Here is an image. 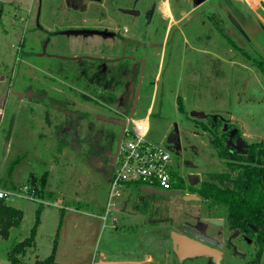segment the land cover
<instances>
[{"label":"rangeland","instance_id":"obj_1","mask_svg":"<svg viewBox=\"0 0 264 264\" xmlns=\"http://www.w3.org/2000/svg\"><path fill=\"white\" fill-rule=\"evenodd\" d=\"M155 2L81 0L87 8L80 12L72 9L74 0H0V102L2 98L4 101L0 107V190L13 192L5 202L22 211L19 227L7 239L0 238V264H11L7 253L14 242L29 236L40 204L35 244L21 258V264L46 258L54 243L56 248L68 207L101 217L106 209L111 169L94 156L89 143L102 131H117L113 123L100 117L117 119L121 108L118 104L99 106L81 99L80 94L87 90L81 84L83 77L74 59L108 56L113 59L119 55V43L112 37L61 32L109 28L115 31L118 26L121 31L137 32L144 27L143 17L118 9L144 11ZM216 6L214 20L227 39L205 22L202 15L192 17V26L189 22L184 27L190 33V44L169 49L161 59L152 114L157 113L161 102L163 118L159 115L149 118L150 137L155 142H166L168 130V133L177 131L178 143L172 144L170 150L180 168L186 162L181 174L185 178L189 176L194 185L225 169L202 127L208 124L209 116H219L230 129L236 128L243 144H264V73L255 65L264 63V0H217ZM229 24L232 28H228ZM47 31L56 34L48 36ZM148 54L135 52L136 56L145 58ZM158 59L156 55L155 62L147 63L144 68L132 119L141 118L146 112ZM13 92L21 93L22 97H16ZM49 96L66 99L68 113L51 106ZM178 98L183 114L177 109ZM192 111L202 112L204 116L195 117ZM11 118V133L6 140ZM61 138L68 143L61 144ZM225 143L235 145L234 140L227 138ZM59 144L62 149L58 154ZM29 189L37 192L31 199L27 197ZM139 197L130 189L122 191L105 222L100 219L96 250L103 246L113 222L120 229L116 243H111L118 247L116 253L157 251L163 234L167 240L168 264H214L207 257L178 261L169 238V232L176 229L171 223H159L158 227L142 225L145 216L131 209V203ZM148 205L157 207L152 200ZM177 205H182V210L196 221L217 216L220 218L216 219L224 220L218 209H210L201 200L181 203L173 199L168 215L172 216ZM182 220L178 219L177 223ZM82 221L88 220L82 216ZM204 233L217 242H225L230 234L225 224L209 223L204 224ZM232 242L244 258L224 249L219 264H264V252L256 260L258 249L254 242L247 244L239 239Z\"/></svg>","mask_w":264,"mask_h":264},{"label":"trees","instance_id":"obj_2","mask_svg":"<svg viewBox=\"0 0 264 264\" xmlns=\"http://www.w3.org/2000/svg\"><path fill=\"white\" fill-rule=\"evenodd\" d=\"M48 36L56 32H46ZM79 66L80 75L83 77V88L87 90L80 94L84 101H91L99 106L119 105L125 109L122 113L127 116L130 104L127 102L128 92L125 90L127 80H135L138 73V66L130 60L107 61L102 58H75ZM256 67L264 73V63L256 62ZM77 83V82H76ZM77 84H80L77 83ZM122 97H125L122 101ZM51 106H55L57 111H68V101L64 98H47ZM161 107L159 103L158 109ZM178 112L183 114L184 109L181 100H177ZM159 113L151 114V116ZM221 117H209L208 124L215 127L202 125L204 130L210 132V141L216 149L218 157L223 160L225 169L220 173H214L209 180L199 183L185 184L177 172L175 178V188L184 192L197 195L201 201L207 204L210 209H218L224 219L228 230L250 231V225L260 228L257 236L258 253L256 260H259L264 252V144L262 142H252L247 145L245 153H239L225 145L227 134L216 131L222 127ZM12 118L7 130L6 140L11 133ZM229 127V125H228ZM97 141V139H96ZM60 143L66 145L68 141L60 139ZM92 146V143H90ZM62 145L59 144L56 151L61 153ZM91 149V147H90ZM141 184L127 185L124 190H132L139 194V200L131 203L132 211L139 212L145 216L144 223L157 225L159 223H171V217L164 212L160 214V208L149 206V201L153 195L142 191ZM28 193L35 195L36 189H29ZM127 200L124 201V203ZM41 204L35 214V223L30 230L28 237L21 241L14 242L7 253V259L11 264H21L28 249L34 247L36 224L38 222ZM62 213V212H61ZM22 211L0 199V238L7 239L12 230L19 227ZM160 217H164L161 220ZM216 218H220L217 216ZM55 243L51 253L42 260H35L31 264H63L54 259Z\"/></svg>","mask_w":264,"mask_h":264},{"label":"flooded vegetation","instance_id":"obj_3","mask_svg":"<svg viewBox=\"0 0 264 264\" xmlns=\"http://www.w3.org/2000/svg\"><path fill=\"white\" fill-rule=\"evenodd\" d=\"M212 2H213V0H189V4L191 5V8H192V11H190L191 15L187 20H184L180 24V26L183 29H185L184 27L187 24H189V22L192 21V19H193L192 17L195 18V15H202V17H204L206 19V21L211 23L214 26V28H216L217 31L223 37H225L227 39L226 33L221 31L220 25L217 24V22L214 20L216 10H218L217 6L214 7V5L217 4V0L216 1L214 0V3H212ZM198 8H200L199 12L195 13L194 10H196ZM118 10H119V12H122V9H118ZM131 10H135L138 13L137 14H128V15L136 16V17H139V16L143 17V20L145 21L143 29H141L137 32L131 31L129 29H125V30L121 31L119 26H118V27H116L115 31L110 30V28L105 30L107 32L112 33L111 36H107V37L115 38L117 40V42L119 43L120 50L118 51L119 55L113 59H112V57H109V56L106 58H102V59H105L107 61L127 59V60H130L133 64L138 66L137 77L135 78V80H132V81L127 80L125 82L126 84L124 87L126 92H128L127 102L130 104V109L132 107V103H133L135 96L137 95V99H138L139 92L142 89L141 84L143 83V73H144V68L146 67V64L147 63H154L155 62V56L159 55L160 51H165V54H166V52L169 49L172 50L173 47L187 46L188 45L183 37L179 36L178 38H176L178 32L180 31L179 27H172L170 30L167 31L166 28L168 26V23L172 20H170L168 17L164 16V14L162 12L157 11L155 4H153L149 9L147 8L144 11H140L137 9H131ZM125 14H127V13H125ZM217 20H218V23L221 22L219 18ZM228 28H232V26L229 24ZM136 51H144V52H148L149 54L146 56V58L145 57H139V56L135 55ZM165 54H164V56H165ZM158 61H159V59H158ZM153 81H154V77H153ZM151 91H153V86H152ZM124 98L125 97H122V101L124 100ZM137 99H136V105L134 108V112L136 111L135 109L137 106ZM124 109H125V107L123 106V109H121V111L119 113L121 116H119L117 119H114L115 122H114V120L109 121L117 127V131H115V130L102 131L99 134H97V137H96L97 141H96V139H94L93 141L90 142V143H92L91 148H94V151H93L94 156L97 158H100L102 160V163H105L107 166H109L110 169H112L118 148H119V146L122 142V138H123V131H124V128L126 125V120H125L126 116L122 113V111ZM130 109H129V111H130ZM65 112L68 113V111H65ZM209 117L212 118L213 116H209ZM209 117H208V120H209ZM120 121L124 122V128L122 126V122H120ZM225 124L226 123H224V120H223L222 127L218 126V128H216L215 130L218 131V133H220V132L226 133L227 134V140H234L235 141L236 138L239 137L238 132H236V134L233 137H230V131L232 129H236V128L230 129L228 127V124H226V127L224 128ZM206 126L207 127L211 126V128L215 127L214 124H210V125L206 124ZM204 131L208 132L207 130H204ZM207 134H208V138H209V143L211 144V141H210V135L211 134H210V132H208ZM177 143H178V138L175 141H173V143L165 142L164 144H165L166 148L169 150V152L171 153L173 161L176 165L177 175L181 179H183V181L186 185L187 184L194 185L189 176L187 178H185L184 175L181 174V170L186 168V162H185V164L182 163L183 167H181L182 168L181 169L179 162L176 161L177 157L172 155L170 147L172 144H174L176 146ZM225 145L228 147H231L232 149L237 151L235 149V145H234V147L231 145H227V143H225ZM247 145H245V146H243V148H241L244 152H239V153H245ZM211 146L216 153V149L213 147L212 144H211ZM216 156L218 157L217 153H216ZM142 188H145V187H142ZM154 190H156L157 193H149V194L154 196L152 198V202H154V203L156 202L157 207L160 208V211H161L160 214L161 215L164 214V212H166L168 214L169 204L172 202L173 199H177V200L181 201V203H182V202H186L183 199V196L192 195V194H190L188 192H184L180 189H176V190L170 191V192H165V191H161L158 189H154ZM166 193H174V195L173 196H167ZM199 200H200V198H199ZM179 207H181L180 210H178ZM182 209H183L182 205H177L176 210L173 212L172 216L169 215L171 217V225L176 230H178L179 232H183V233H186L185 229H188L187 233L190 231H197V230H195V226H198L199 224H201L202 228L204 229V224L206 223L205 219H207V218H200V220L196 221V219H193L194 217L190 213H186ZM177 211H179V215H178L177 220L181 219V218H183V220L179 221V223H177V220H176V222L173 223V216ZM160 219L164 220L165 218L160 217ZM193 220H195V223H192ZM223 222H224L223 225L224 224L226 225V222L224 220H223ZM226 227H227V225H226ZM260 231H261L260 228H256L253 225H250V231H247V230H244V231L229 230V232H230L229 237L226 239L225 242H221L223 244V248L221 249L222 252L224 249H228L231 251L232 255H234V256L237 255V256H240L241 258H244V255L235 249L236 244H234L232 242V239H239L240 241L247 243V244H251V242H254L255 245L257 246L256 241H257L258 232H260ZM203 234L207 237L214 239L213 237L206 235L204 233V231H203ZM218 243H220V242L216 241V244H218ZM257 249H258V246H257ZM221 258H222V256H221Z\"/></svg>","mask_w":264,"mask_h":264},{"label":"crops","instance_id":"obj_4","mask_svg":"<svg viewBox=\"0 0 264 264\" xmlns=\"http://www.w3.org/2000/svg\"><path fill=\"white\" fill-rule=\"evenodd\" d=\"M73 5L74 6H72V9L75 11L82 12L87 8V5L81 3V0H74ZM155 5L157 11L162 12L164 16L172 20L168 23V26L166 28L167 31L172 27H179L180 31L178 32L176 38H178L179 36L183 37L186 43L189 45L190 43L188 40V36L190 33L187 31V28L183 29L180 26V24L184 20H187L191 15L190 11H192V8L191 6H189V0H156ZM190 24L192 26L193 23L191 22ZM164 54L165 51L159 52V61L154 73L153 93L151 99L149 100V104L146 107L145 114L149 112V118L154 110L153 103L156 95L155 92H157L156 83L158 82L161 59L164 57ZM1 101L4 104L3 98ZM2 102H0V107ZM160 109H158L157 112L159 113V116L162 117ZM168 132V135L166 134L167 136H165L164 139L166 138L167 140H169V136L172 131L170 133ZM148 138L149 140L154 141L150 137V131L148 134ZM177 138L178 134L176 139ZM159 142L165 143L164 140ZM86 215H88L86 212L80 211L77 208L68 207L66 209L64 214V221L62 222V227L59 232L60 234L58 237L57 246L55 248L54 259L56 262L63 264H168L167 240L162 234L161 227L160 231L162 236L161 247L159 250L151 252L140 249V252L138 254H119L114 252L118 247L111 246V243L112 245L116 243L115 239L117 240L116 236H118V231L120 229H118L112 222L107 231V236L103 242V246L100 248V250H96L98 239L97 235H99L98 232L100 230V226L102 225L100 223V219H102V217L97 214H95L96 216L93 214L88 215L91 217H88ZM82 216L88 221H82ZM88 218H91V220H89ZM113 219L114 218H112L111 220L113 221ZM141 224L144 226L158 227L154 224L144 223V220L141 221ZM103 225L105 224L103 223ZM91 226H94L95 230H92Z\"/></svg>","mask_w":264,"mask_h":264},{"label":"built area","instance_id":"obj_5","mask_svg":"<svg viewBox=\"0 0 264 264\" xmlns=\"http://www.w3.org/2000/svg\"><path fill=\"white\" fill-rule=\"evenodd\" d=\"M125 120L122 142L108 181L107 205L102 216L103 221L109 216L111 208L116 205L127 185L137 183L145 188L165 192L176 190L173 174L177 169L171 153L164 143H157L148 138L149 112L137 119L126 116ZM27 194L31 199L32 195L28 191ZM13 195L11 191L0 190V199L7 200Z\"/></svg>","mask_w":264,"mask_h":264},{"label":"water","instance_id":"obj_6","mask_svg":"<svg viewBox=\"0 0 264 264\" xmlns=\"http://www.w3.org/2000/svg\"><path fill=\"white\" fill-rule=\"evenodd\" d=\"M91 1H100V0H91ZM123 13L127 14H137L138 12L131 9H122ZM61 33L64 34H76V35H101L104 37L111 36L112 33L107 31H100V30H94V29H73V30H66ZM13 94L16 97L21 98L22 94L19 92H13ZM136 99L137 95L135 96L132 107L128 113V117H132L134 113V108L136 105ZM191 115L195 117L204 116L202 112H195L192 111ZM103 120H109L112 121L114 119L109 118H102ZM115 122V120H114ZM122 122V126L124 128V122ZM226 127V124L224 125V128ZM237 132V129H232L230 131V137H233ZM177 137V131L173 130L172 133L169 136L170 141H175ZM167 141V143L169 142ZM173 143V142H169ZM245 146L242 143V140L240 137H237L235 140V149L238 152H244L241 148ZM115 156V155H114ZM142 191L147 193H157L156 190L152 188H142ZM167 196H173L174 193H166ZM183 199L185 201H198L199 197L196 195H185L183 196ZM181 207L178 208L180 210ZM179 215V211H177L173 216V223L176 222ZM206 223L216 225V226H222L223 220L216 219V218H207L205 219ZM188 229H185L186 233L179 232L178 230L170 231L169 232V238L171 242V249L178 261H182L184 259L189 258H195V257H207L212 260L214 264H219L221 256H222V248L223 244L220 242L216 244V241L210 237H207L203 234L204 229L202 228V225L199 224L198 226H195V230L197 231H190L187 233Z\"/></svg>","mask_w":264,"mask_h":264}]
</instances>
